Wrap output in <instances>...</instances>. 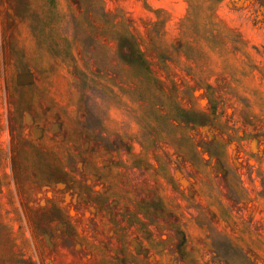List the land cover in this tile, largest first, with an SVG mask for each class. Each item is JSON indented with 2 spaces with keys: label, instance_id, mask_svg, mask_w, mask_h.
I'll return each mask as SVG.
<instances>
[{
  "label": "rangeland",
  "instance_id": "obj_1",
  "mask_svg": "<svg viewBox=\"0 0 264 264\" xmlns=\"http://www.w3.org/2000/svg\"><path fill=\"white\" fill-rule=\"evenodd\" d=\"M0 264H264V0H0Z\"/></svg>",
  "mask_w": 264,
  "mask_h": 264
},
{
  "label": "trees",
  "instance_id": "obj_2",
  "mask_svg": "<svg viewBox=\"0 0 264 264\" xmlns=\"http://www.w3.org/2000/svg\"><path fill=\"white\" fill-rule=\"evenodd\" d=\"M220 0H209V4H213V2H218ZM210 13L213 12V8L209 6ZM108 14L106 11L102 10L101 16L107 17ZM97 16V15H96ZM115 32L109 39H112L116 44V51L112 55V57H108L105 60H98L96 56H93L92 60L96 69L99 72H104L106 74H110V72L114 74H118L116 71L118 68L123 67L125 69L130 70H138L142 73L143 80L148 82L149 84H156V79L152 73L149 61L146 57L145 51L142 48L141 38L133 33L126 25L122 22H115L112 24ZM87 42L83 41V44L86 45ZM90 47L92 44H88ZM183 50L189 59H193L197 61V56H194L187 48L186 42L183 45ZM94 53V51H93ZM159 56L162 60H166L171 58L170 54L166 52V50H160ZM95 82V80L93 81ZM96 83V82H95ZM98 83V82H97ZM93 85H95L93 83ZM99 86V85H98ZM207 88L210 86L207 84ZM175 111L181 112L184 116V122L187 125L190 124H198V125H206L217 122V111L215 108H212L209 112H206L202 109L193 107L190 109H183L180 107L175 108ZM168 116V115H166ZM169 118L178 120L177 116H169Z\"/></svg>",
  "mask_w": 264,
  "mask_h": 264
}]
</instances>
